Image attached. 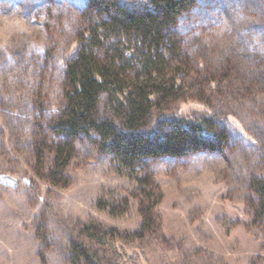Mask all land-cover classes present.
I'll return each mask as SVG.
<instances>
[{
	"label": "rangeland",
	"instance_id": "1",
	"mask_svg": "<svg viewBox=\"0 0 264 264\" xmlns=\"http://www.w3.org/2000/svg\"><path fill=\"white\" fill-rule=\"evenodd\" d=\"M77 4L0 0V173L19 181L16 187L0 184V264H69V245L84 225L130 231L140 225L134 182L89 144L77 146L58 187L31 169V123L58 102L63 58L81 23ZM197 5L180 28L193 50L191 65L201 70L202 63L201 72L213 75L215 68L236 73L245 87L238 97L222 86L216 93L196 87L170 102L177 105L169 107L170 116L213 118L225 142L153 165L165 239L146 253L147 260L135 257L129 264H264V214L249 218L245 204L252 178L264 179V0ZM100 202L124 210L111 215ZM125 250L126 258L135 251Z\"/></svg>",
	"mask_w": 264,
	"mask_h": 264
},
{
	"label": "trees",
	"instance_id": "2",
	"mask_svg": "<svg viewBox=\"0 0 264 264\" xmlns=\"http://www.w3.org/2000/svg\"><path fill=\"white\" fill-rule=\"evenodd\" d=\"M77 3L74 9L81 23L74 48L63 58L58 102L53 112L39 113L31 123L27 140L31 169L58 187L79 144L85 142L107 157L119 175L134 182L140 225L131 231L84 225L78 238L71 240L67 259L69 264H129L130 259L135 263V257L147 260L146 253L165 239L157 210L161 199L152 190L153 165L214 151L226 138L204 113L170 116L169 107L177 106H169L170 102L206 86L212 93L222 86L220 90L238 97L245 81L227 70L215 68L219 72L215 76L212 70L201 72L200 62L201 70L191 65L193 50L180 28L188 26L185 18L199 6L196 0ZM189 36L193 45L195 37ZM221 64L226 67L227 62ZM248 187L246 212L258 221L264 214V179L252 178ZM98 206L101 210L109 206L111 215L124 210L103 202ZM126 248L135 250L129 258Z\"/></svg>",
	"mask_w": 264,
	"mask_h": 264
},
{
	"label": "water",
	"instance_id": "3",
	"mask_svg": "<svg viewBox=\"0 0 264 264\" xmlns=\"http://www.w3.org/2000/svg\"><path fill=\"white\" fill-rule=\"evenodd\" d=\"M18 183L19 181L15 177L9 174L0 173V184L10 187H16Z\"/></svg>",
	"mask_w": 264,
	"mask_h": 264
},
{
	"label": "bare ground",
	"instance_id": "4",
	"mask_svg": "<svg viewBox=\"0 0 264 264\" xmlns=\"http://www.w3.org/2000/svg\"><path fill=\"white\" fill-rule=\"evenodd\" d=\"M219 116V115H218Z\"/></svg>",
	"mask_w": 264,
	"mask_h": 264
}]
</instances>
